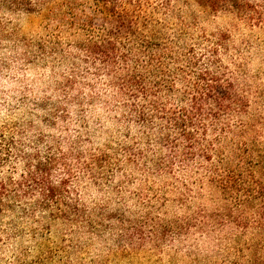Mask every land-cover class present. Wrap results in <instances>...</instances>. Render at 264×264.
Wrapping results in <instances>:
<instances>
[{
  "label": "rangeland",
  "instance_id": "1",
  "mask_svg": "<svg viewBox=\"0 0 264 264\" xmlns=\"http://www.w3.org/2000/svg\"><path fill=\"white\" fill-rule=\"evenodd\" d=\"M13 1L0 0V264H264V159L235 166L227 188L191 184L183 166L158 172L166 149L94 73L63 0L43 14ZM251 4L261 22L197 0H180L169 22L198 50L220 42L221 72L264 151V0ZM79 151L95 157L92 171L77 164ZM51 152L50 179L66 184L45 200L34 170ZM58 202L70 216L57 215Z\"/></svg>",
  "mask_w": 264,
  "mask_h": 264
},
{
  "label": "trees",
  "instance_id": "2",
  "mask_svg": "<svg viewBox=\"0 0 264 264\" xmlns=\"http://www.w3.org/2000/svg\"><path fill=\"white\" fill-rule=\"evenodd\" d=\"M58 0H14L13 5L40 14L52 11ZM180 0H63L74 13V25L86 36L78 42L94 73L103 75L125 103L134 106L139 127L154 135L164 153L153 160L160 173H174L182 167L192 171L193 183L227 188L236 184L234 173L253 157L264 159L255 124L246 121L248 104L221 72L220 42L198 50L188 43L185 28H172ZM218 14L230 12L261 22L262 15L251 13V0H197ZM258 15V14H257ZM171 35V30H173ZM69 86L73 84L70 81ZM139 111V112H138ZM252 134V137H248ZM161 151V150H158ZM144 158H148L142 153ZM139 152V157L142 156ZM34 170L42 176L45 200L63 194L65 180L56 185L50 179L55 159L50 156ZM155 155V154H154ZM77 164L93 170L94 158L84 162L76 153ZM67 166L66 162H63ZM34 177V175L32 174ZM31 176V178H32ZM194 179V180H193ZM27 181L32 179L26 178ZM34 181V180H33ZM0 185V203L7 192ZM264 197V193H263ZM55 210L70 216L69 205ZM48 206L47 202L45 203Z\"/></svg>",
  "mask_w": 264,
  "mask_h": 264
}]
</instances>
